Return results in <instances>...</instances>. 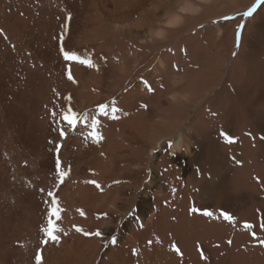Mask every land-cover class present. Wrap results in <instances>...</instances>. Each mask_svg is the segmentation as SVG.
Segmentation results:
<instances>
[{"label":"rangeland","instance_id":"rangeland-1","mask_svg":"<svg viewBox=\"0 0 264 264\" xmlns=\"http://www.w3.org/2000/svg\"><path fill=\"white\" fill-rule=\"evenodd\" d=\"M71 1L0 0V233L4 234L3 231L7 230L3 225L5 224L15 230L14 237L21 239L19 236L23 209L29 201H21L19 197L34 191H47L45 185L48 178L56 179L54 171L56 172L55 161L58 157L56 152L54 154L49 151V145H52L53 133L56 135L54 128H60L56 126V121H61L62 115L70 109L76 114L77 120L73 128L84 124L83 127L89 126L95 136L98 134L102 137L95 139L93 143V155L101 152L100 159L89 162L90 165L88 163L84 169L90 176L89 181L96 183L89 184L93 188L90 191L79 192V196L75 193L77 198L85 195L84 198L92 204L79 203L78 206L77 199L72 202L73 205L77 202L74 206L69 205L70 201L68 205L65 204V199L59 192L67 190V176L64 177L58 192L55 191L58 207L61 209L60 219L56 220L49 215L51 198L47 196L42 207L47 208V211L41 209L42 213L40 210L35 216L28 218L27 225L29 229L37 228L36 235L39 233L47 238L39 230L43 227L39 228L37 225H47L49 219L59 229L54 235L64 233L67 240L76 227L88 233L91 230L92 233L99 232V236L79 235L82 237V246L87 250L85 264H173L174 260L176 264H264V247L259 244V240L264 239V229L261 227L264 225V182L260 176L264 172V12L260 14L264 2L257 4V0H208L202 4L203 10L199 15L186 18L181 28L169 31L166 41L155 43L147 41L148 39L145 42L135 41L128 34L122 36L115 27L129 33L132 24L139 22L138 31L147 35L165 13L175 7L176 0H147L141 11L125 10L127 17L112 24V28H106L108 21L104 27L100 24L97 25V30L91 31L85 30L84 11L68 12L67 6ZM53 2H57L68 22L61 27L60 33L74 32L69 23L76 22L74 34L81 37L78 42L76 39L70 40L71 44L67 46L66 34L60 35V48L75 53L79 59L91 60L93 67L89 68L78 61H65L61 49L60 54L52 52L54 50L49 40L44 42L41 36L35 40L37 35L47 36L46 33L49 37L50 6ZM107 4L111 9L112 4ZM253 5H256V11L251 17H244L243 13ZM149 9L155 10L153 17L147 14ZM226 16L234 19H223ZM238 25L241 26L239 40ZM234 52L236 55H233ZM120 59L128 64L126 72L129 70L132 73L125 83H121L122 76L118 68ZM206 70L212 73L210 76L215 81L204 91L197 83L201 79L199 73ZM77 71L84 76L83 81L93 77L97 90L89 92L88 85L78 83L75 77ZM155 71L154 80L149 83V76ZM235 72L242 76V82L246 79L245 86L250 89L255 104L260 102L254 107L257 115L249 112L251 124L242 127L235 109L239 107L238 94L232 83ZM69 73L73 76L71 81L67 78ZM62 77L70 84L67 87L60 85L57 91H53L52 95L56 94L57 98L50 97V80L53 78L61 83ZM139 82L146 84L152 91L148 89L147 92H138L134 97H127L126 91ZM116 85L119 86L118 89ZM60 90H63V98L62 95H57ZM89 94L96 99V103L95 100L91 103L90 112L84 109L85 100L83 105L81 99ZM101 104L106 105V114L100 113ZM180 105L186 106V120L172 124L174 119L167 112H180ZM113 108L118 111L113 112ZM53 111L56 113L55 117L50 115ZM230 111H233L231 118L228 116ZM226 113L227 118L223 117ZM93 116L100 122L96 128L92 127ZM210 117L218 121L212 122L209 128L203 127L201 122L212 119ZM191 119L198 122L193 130L189 127ZM199 127L206 129L203 137L200 136ZM176 128L189 130L186 136L190 135L192 155L186 159L181 170L180 167H175L176 171L172 173V161L167 154L159 152L152 159L148 153L153 147L156 148L155 145L165 134L175 133ZM221 131L234 137L235 142L226 143L220 135ZM222 145L224 149L219 147ZM242 164L246 172L251 168L250 165L258 167L259 174L255 175L251 170L247 181L242 177L244 173L239 174L238 171L243 168ZM215 168L220 169V173L216 170L214 172ZM155 170L160 171L162 177L158 180L160 189L151 187L147 181ZM239 175L243 181L233 187L232 184ZM187 178H194V184H186ZM249 182L255 183L253 189L248 186L251 185ZM222 185L225 188L220 190ZM107 189L113 191L108 201L97 197L93 202L97 193L99 196L105 195ZM147 195L154 208L153 223H146L148 226L143 223L139 232L127 234L122 226L123 221L130 217L137 219L139 204L143 202L145 206ZM185 200L187 204H184ZM193 207L212 211L214 218L199 213L190 214L189 210ZM221 210L234 219L225 221L220 216ZM182 215L189 218L193 215L203 216L201 221L205 227L210 219L211 224L215 220L224 221L231 226L233 233L237 229L242 237L235 238L230 232L222 233L218 244H212L216 240L214 238L211 244L204 243L201 239L199 243L197 238L186 240L183 244L181 238L170 239L172 224ZM245 222L253 227L245 228ZM106 228L110 230L109 236H106V239L109 238L108 244L105 249L97 252L99 245L105 240L103 236ZM253 231L256 232L257 239L251 236ZM243 235H248L249 239L243 238ZM209 237L212 238L211 235ZM75 240L78 241V237ZM173 244L180 249L182 255H177L172 250ZM198 245L206 259H201ZM173 255L174 260H171ZM4 264L8 262L5 261Z\"/></svg>","mask_w":264,"mask_h":264},{"label":"bare ground","instance_id":"bare-ground-1","mask_svg":"<svg viewBox=\"0 0 264 264\" xmlns=\"http://www.w3.org/2000/svg\"><path fill=\"white\" fill-rule=\"evenodd\" d=\"M147 0H72L71 3L67 6L68 12H80V11H84L86 13V20H85V30L86 31H91L96 29L97 30V25L102 24L101 26H103L105 24V22H108L107 24H105L106 28H112L111 25L112 24H116L119 23V20H124L125 17H127V14L125 10L129 12L132 11H136V10H142L145 8V2ZM108 2H110L112 5V8H108ZM137 7H135L134 6ZM264 7V6H263ZM127 8V9H126ZM139 8V9H138ZM262 11V12H261ZM264 12V8H262L260 10V14ZM64 13V12H63ZM147 14L150 17H153L155 15V10L154 9H149L147 10ZM259 14V13H258ZM257 14V15H258ZM62 12L60 11V9L58 8L57 2H53L50 6V27H49V37H48V33H46L47 36H42V35H37L35 37V40L37 41V38L41 36V39L44 40V42H50V45L52 47V49L55 52V54H60L59 50L61 49L58 43V39L59 37H61L60 35L64 34V33H60V29L61 27L63 28V26L67 25V19L65 14L62 16ZM100 15H102V17H100ZM102 18V19H100ZM66 19V21H65ZM100 19V20H98ZM123 22V21H122ZM253 22V21H252ZM76 22H72L69 23L71 24V28L74 30L77 29L75 26ZM83 23V24H84ZM138 24L139 22H135L132 24V27L129 30V33H127L124 29L122 28H118L115 27V30H117L119 32V34L122 36H126L128 34V36L130 35L131 38H133L135 41H143L147 40L148 38V34L147 35H143L140 31H138ZM117 26V25H116ZM104 27V26H103ZM264 27V26H263ZM222 29V27H221ZM250 29V28H249ZM74 32H70L69 31L66 32L65 34V39H66V45L69 46L71 44L70 40H75L78 42L81 37L80 35L74 34ZM77 33V32H76ZM110 33V31H109ZM108 33V34H109ZM12 36V35H11ZM110 36V34H109ZM14 37V36H13ZM64 37V36H63ZM111 37V36H110ZM80 38V39H78ZM258 38V37H257ZM39 39V38H38ZM97 40V39H96ZM100 40V39H99ZM102 41V40H101ZM104 41V40H103ZM148 41V40H147ZM39 42V41H38ZM41 42V40H40ZM142 42V43H143ZM103 43V42H102ZM156 43V42H155ZM44 44V43H43ZM42 44V45H43ZM97 44V43H96ZM101 45V44H99ZM105 45V44H104ZM49 46V45H48ZM93 46V45H92ZM100 48V46H99ZM104 48V47H103ZM102 48V49H103ZM51 51V50H50ZM240 55V54H239ZM242 55V54H241ZM123 59L119 60V66L118 67L120 69L119 73H121L120 75L122 76L121 78V83H125L127 79H129L130 74L129 70L126 72V67L128 64H125L126 62H122ZM64 66V65H63ZM77 66V65H75ZM79 66L81 67V65L79 64ZM29 69V68H28ZM129 69V68H128ZM52 70V69H51ZM125 70V71H124ZM245 72V69L243 70ZM248 71V70H247ZM253 71V70H251ZM118 72V71H117ZM151 72V71H150ZM204 72H206L204 74ZM199 73L200 74V82L197 83L204 91L207 87H209L210 85H212V81L214 82L215 80L213 79V77H211L210 75L212 73L208 72L207 70ZM233 72V71H232ZM243 72V73H244ZM238 73V72H237ZM249 72H247L246 74H248ZM252 73V72H251ZM156 71L152 72L149 76V83H151L154 80ZM236 74V72H235ZM244 75L243 77H245V73L242 74ZM249 75V74H248ZM120 76V77H121ZM253 76V74H252ZM76 80L78 83H81L82 86H86L88 85V87L91 89H89L90 91H95L97 90L95 87V80H92L91 76H90V80L88 81H83L84 76L80 74L79 71H77V73L75 74ZM254 78V77H253ZM62 81L61 83L57 82L56 79H51L50 81V85L51 88H49L50 94L52 98H57L56 94L52 95L53 91H57L58 87H60V85H64L65 87H67L70 83L69 81L65 78L62 77ZM116 79V78H115ZM242 76L239 75H234L233 78V87L236 89V92L238 94V103H239V107L237 106L236 112L240 121V126L242 127L243 125H250L251 121H250V115L249 112H253L254 115H257L256 111H254V107L257 104H260V102H258L257 104H255V101L252 99V95L250 94V89H248L245 86V81L242 82ZM56 81V82H55ZM117 81V79H116ZM120 81V79L118 80ZM250 81V79H249ZM119 84V83H118ZM100 86V85H99ZM132 87L129 88L128 91H126V95L127 97L130 96H135L138 94V92H147L148 91V86L146 84H144L143 82H139L136 83L135 85H131ZM116 89L119 88L118 85L115 86ZM126 89V88H125ZM207 91V90H206ZM252 91V90H251ZM78 92V91H77ZM208 92V91H207ZM206 92V93H207ZM55 93V92H54ZM200 93V92H198ZM59 94V95H58ZM86 94V93H85ZM58 96L62 95V98L64 97L63 95V90L58 91L57 93ZM198 95V94H197ZM199 96V95H198ZM202 97V96H201ZM82 102L84 105V101L85 100V105H84V109L86 111L92 110L91 107V103L95 100L96 103V99L93 98V96L91 94H89L87 97H82ZM190 99V98H189ZM264 99V98H263ZM188 100V98H187ZM66 101V100H65ZM49 102V101H48ZM54 102V101H53ZM67 102V101H66ZM189 103V102H188ZM53 104V103H52ZM51 105V104H50ZM49 105V106H50ZM238 105V104H236ZM244 107H241V106ZM53 106V105H52ZM180 112H174L173 115L172 113L167 112L169 117L174 119V122H172V124H178L179 122H181L182 120H186V118H184V112H186V110L184 108H186V106L184 105H180ZM264 107V105H263ZM262 108V107H261ZM50 109H52V107H50ZM257 110V109H256ZM264 110V109H262ZM261 110V111H262ZM65 111V110H63ZM228 116L231 118L232 117V113L233 111L228 112ZM223 117L227 118V113L226 115H223ZM52 118V116H51ZM212 118V117H210ZM57 119V118H56ZM256 119V118H255ZM55 120V119H54ZM188 120V119H187ZM199 121V119H198ZM214 121H218V119H214V117L212 119H207L205 121L201 122V125H203V127H207L209 128V126L211 125L212 122ZM56 126H60V128L55 127V136L53 133V142L52 145H49V151L52 153L57 154V157L59 158L60 161V165H61V171L67 173V184L65 183V185H67V190H64L60 188L62 195L65 199V204L68 205V201H70L71 203L69 205L74 206L75 204H77L78 202V206L82 205H86V204H90V202L87 200V198H84L85 195H81L82 198L80 199L79 197L77 198L75 196V193H78V196L81 194V192L83 193L84 190L86 191H90L92 187V185H89L90 183H87V181H89L90 176H88L86 174V172L84 171V169L87 167V164L89 162H92L93 160L96 161V159H100V155L101 152L94 154V147L93 143L95 142V134L94 131H92V129L89 128V126L86 128H84V124L81 127H78L75 129V127L73 128V126H69L67 125V123L63 120L61 121H56ZM60 122V123H59ZM111 122V121H110ZM170 122V120H169ZM258 122V121H257ZM260 122V121H259ZM55 123V122H54ZM198 122H196V120L191 119L189 121V127H192L191 130H193V128L197 125ZM200 123V122H199ZM62 124V125H61ZM65 126H64V125ZM170 124V123H169ZM80 126V125H79ZM141 126V125H140ZM177 126V125H175ZM145 127V126H144ZM169 127V126H167ZM179 127V126H178ZM92 128V127H91ZM200 128V127H199ZM197 128V129H199ZM109 129V128H108ZM116 129V128H115ZM169 129V128H168ZM174 130V129H173ZM190 130V131H191ZM51 131V130H50ZM53 131V130H52ZM60 131H64L65 135L62 137L60 135ZM105 131V130H104ZM103 131V132H104ZM169 131V130H168ZM175 133H172V135H164V137L159 140L157 142V144L155 145L156 148H152L150 150V152L148 153V156L152 159L156 158V153H163V154H167L168 157L171 159L172 161V167H171V172L175 173L176 169L175 167H180V170L184 167V163L186 162V159L190 158V156L192 155L191 152V148H190V142H189V138L190 135L188 137V135L186 136V133L189 132V130L187 131L186 129H175ZM200 136L203 137V133L206 132V129L204 128H200ZM122 132V131H121ZM195 132V131H194ZM108 133V132H107ZM106 133V134H107ZM111 133V132H110ZM123 133V132H122ZM105 134V133H104ZM112 134V133H111ZM109 134V135H111ZM115 134V133H114ZM189 134V133H188ZM197 134V132L195 133ZM206 134V133H205ZM193 137V136H192ZM50 137H48L49 139ZM106 138V137H105ZM51 139V140H52ZM116 139V138H115ZM50 140V139H49ZM50 140V141H51ZM108 140V138H107ZM109 140H111V137H109ZM108 140V141H109ZM113 140V138H112ZM110 142H107V144H110ZM49 144V143H48ZM57 145H59V148H57ZM102 145V144H101ZM126 145V144H125ZM154 145V144H153ZM217 145V144H215ZM218 146V145H217ZM222 149H224L225 147L219 146ZM217 148V147H216ZM218 150V149H217ZM220 152V151H218ZM116 154V153H115ZM93 155L92 158H90ZM118 155V154H117ZM116 155V156H117ZM142 156V155H141ZM53 157V155H52ZM120 157V156H118ZM57 158V160H58ZM163 158V157H162ZM166 158V157H165ZM139 159V158H138ZM88 160V161H87ZM146 160V159H145ZM53 161V158H52ZM103 161V160H102ZM101 161V162H102ZM56 162V161H55ZM99 162V160H98ZM93 163V162H92ZM148 163V162H147ZM97 164V163H96ZM103 164V163H101ZM90 165V163H89ZM244 164H242L243 167ZM103 166V165H102ZM251 168H248V171L246 172L245 167L239 169L238 171L239 174L244 173L242 175V177L244 179H246L247 181L249 180V172L251 173V170L254 171V174H259L258 171V167H255L252 165H250ZM54 167V166H53ZM149 167V166H148ZM56 169V168H55ZM53 168V170H55ZM91 169V168H90ZM105 169V168H104ZM118 169V168H117ZM155 169V168H154ZM190 169V168H189ZM98 170V169H97ZM220 173V169L215 168L214 172ZM51 171V170H50ZM189 171V170H188ZM237 171V169H236ZM89 172V171H88ZM106 172V171H105ZM70 173V174H69ZM263 174L260 173V176L263 178L262 181L264 182V172H262ZM54 174L56 175V179L50 177L48 178V180L46 181V185H45V189H48L47 191H38L36 193V191H34L33 193H28L26 195H21L19 197V199L21 201H29V203H27L26 208H24V213H23V221H22V226H21V233L20 236L21 239L17 238L16 236L14 237V229H11L10 227H8L7 225L3 224L7 230L3 231L4 234L0 233V264H4L5 261L8 262V264H36V260H35V256L36 254L39 252L42 259H41V264H85V258L84 257L86 255V251L84 249V246H82V242H81V238L79 235L82 234L81 236H83L82 232H76L75 230L73 232H71V230L69 229V232H71V238L67 240L66 235L63 233L62 235H58L59 237V242H54V241H49L47 244L42 243V241L47 240V238L43 237L42 234L41 236L36 235L35 231L37 230L36 227H34L36 230L32 229V227H30L29 229V225H27L28 222V218L31 215H36L35 213L39 212L41 209L42 210H46L47 208L43 209L42 207L44 206L43 203L45 202L46 198H48L47 193L49 191L54 192L59 190L58 188L60 187H55V185L58 183L57 180V174L54 171ZM115 174V173H114ZM113 174V175H114ZM164 174V173H163ZM252 174V175H254ZM124 175V174H123ZM160 171L155 170L154 172H151V176L150 179L147 180L149 185L153 188H159L160 189V185L158 186V180H160V178H162L160 176ZM65 176V177H66ZM110 176V175H109ZM238 176V175H237ZM251 176V174H250ZM259 176V177H260ZM166 177V176H164ZM252 177V176H251ZM52 178V179H51ZM120 178V177H119ZM248 178V179H247ZM256 178V177H255ZM164 179V178H163ZM188 179V178H187ZM236 179V178H235ZM15 180V179H14ZM169 180V179H168ZM194 178H190L186 181V184L190 185V182H192L194 184ZM243 179L241 180V177L239 175L238 179L235 180L232 184V186L234 187L235 185H240ZM112 182V181H111ZM147 183V182H146ZM191 183V185H193ZM250 183V182H249ZM162 184V183H161ZM251 184V183H250ZM128 185V184H127ZM164 185V184H163ZM169 185V183H168ZM167 185V186H168ZM171 185V184H170ZM187 185V186H188ZM70 186H72L73 188H71ZM121 186V185H120ZM125 186V185H124ZM148 186V185H147ZM186 186V185H185ZM244 186V185H243ZM248 186L250 188H254L255 187V183L251 184ZM66 187V186H65ZM190 186H188L189 188ZM238 187V186H237ZM242 187V186H241ZM91 188V189H90ZM107 188V187H106ZM152 188V189H153ZM187 187H185L186 189ZM223 188H225V186H221L220 190H222ZM236 188V187H235ZM239 188V187H238ZM243 188V187H242ZM66 189V188H65ZM114 189V188H113ZM123 189V188H122ZM163 189V188H162ZM192 189V188H191ZM232 189V188H231ZM237 189V188H236ZM64 190V191H63ZM155 190V189H154ZM240 190V189H239ZM96 191V190H93ZM108 192L105 193V195H101L99 196V193H97L96 196H94L93 198V202H95V200L97 199V197L99 198H103L104 200H109V196L111 195V189L108 190ZM124 191V190H122ZM159 191V190H158ZM172 191V190H171ZM187 191V190H186ZM189 191V189H188ZM219 191V189H218ZM58 192V191H57ZM80 192V194H79ZM160 192V191H159ZM40 193V195H39ZM85 193V192H84ZM116 193H118L116 191ZM120 193V192H119ZM186 193V192H185ZM222 193V192H220ZM219 193V194H220ZM88 193L86 192V195ZM138 194V193H137ZM143 194V193H142ZM168 194V193H167ZM113 195V194H112ZM174 195V193H173ZM176 195V193H175ZM193 195V194H192ZM194 196V195H193ZM93 197V196H92ZM111 197V196H110ZM173 197V196H172ZM187 197V196H186ZM206 198V197H205ZM204 198V199H205ZM77 199V200H76ZM77 201L74 203V205L72 204V202ZM92 200V199H91ZM137 200V199H136ZM139 200V199H138ZM184 200V199H183ZM187 204V200L184 201V204ZM203 202V201H202ZM80 203V205H79ZM92 204V202H91ZM144 204L143 202H141L139 204L140 209L137 211V219H135V217H130V218H124L125 221H123V225L124 226V231H127V234H134L135 232H139V228L143 225V223L145 225H147L146 223L148 222H152L153 223V219H155L153 216L154 211H153V206L151 205V199L149 197V195L146 196V199L144 200ZM170 204V202H169ZM206 204V202H205ZM183 205V203H182ZM180 206V205H179ZM20 207V206H19ZM76 207V206H75ZM181 207V206H180ZM186 207V205L184 206ZM21 208V207H20ZM27 209V210H26ZM82 209V208H81ZM87 209V208H86ZM41 210V213H42ZM167 210V209H166ZM28 211H30L31 213H29ZM47 211V210H46ZM78 211V210H77ZM48 213V212H46ZM45 214V213H44ZM167 214V213H166ZM43 215V214H42ZM42 215H40L42 217ZM75 215V214H74ZM90 215V214H89ZM145 215V216H144ZM186 215V214H185ZM243 215V214H242ZM45 216V215H44ZM43 216V217H44ZM40 217V218H41ZM46 217H48L46 215ZM78 217V216H77ZM90 217V216H89ZM144 217V220H143ZM203 217V216H202ZM202 217L199 215V217L193 215L191 218L189 217H184L179 216L177 217V221L175 222V224H172L171 227V234H170V239L171 238H175L177 240H179V238H181L183 241V244L186 240H191V239H198L199 243L201 240H203L204 243H209L211 244L213 242V240H215V242H213L212 244H218L220 243L219 241V237L222 235V233L224 234H229L231 232V234L233 233L231 231V226L227 225L226 223H224V221H220V220H215L213 222L212 220V224L211 222L209 223V221L211 220H207L208 221V227L204 226L202 224ZM245 217V216H244ZM26 218V219H25ZM38 218V219H40ZM214 218V217H213ZM218 218V217H217ZM46 218L44 217V220ZM76 219V218H75ZM78 219V218H77ZM83 219V218H81ZM86 219V218H85ZM146 219V220H145ZM220 219V218H218ZM245 219V218H244ZM243 219V220H244ZM8 220V219H7ZM44 223H46L43 219H41ZM161 220V219H160ZM121 221V220H120ZM157 221V220H156ZM155 221V222H156ZM206 221V220H205ZM77 222V220H76ZM78 222L80 223L79 219ZM161 222V221H160ZM29 223V222H28ZM31 223V222H30ZM92 223V222H91ZM204 223V222H203ZM1 224V223H0ZM32 224V223H31ZM78 224V223H77ZM120 224V223H119ZM211 224V226H210ZM33 225V224H32ZM34 226V225H33ZM39 226V228L43 227L44 229L47 228L46 226H48V224L46 225H37V227ZM90 226V225H89ZM148 226V225H147ZM120 227V226H119ZM42 228V229H43ZM168 229V227H166ZM119 229V228H118ZM117 229V230H118ZM14 230V231H13ZM41 230V229H39ZM121 230V229H120ZM106 233H104L105 235L103 236V242L99 245L98 251L103 250L106 248L107 244H108V239H106V236H109V232L110 230L108 228L105 229ZM234 231V230H233ZM38 232V231H37ZM40 232V231H39ZM92 233V230L90 231ZM89 232V233H90ZM204 232V233H203ZM67 233V232H66ZM209 234V235H208ZM114 235V234H113ZM212 236L209 237V236ZM235 236V238H240L242 236L239 235V233L236 231L232 234ZM68 236V235H67ZM86 236V235H85ZM137 236V235H136ZM205 236V237H203ZM229 236V235H228ZM76 237V238H75ZM78 237V241H76L75 239H77ZM209 237V238H206ZM75 238V239H74ZM214 238V239H213ZM243 238L245 239H249L248 235H243ZM89 239V238H88ZM127 239V238H126ZM201 239V240H200ZM213 239V240H212ZM227 239V238H226ZM231 239V238H230ZM75 240V241H73ZM130 240V239H129ZM225 240V239H224ZM93 241V240H92ZM95 241V240H94ZM93 241V242H94ZM128 241V240H127ZM229 241V240H228ZM78 242V243H77ZM100 243V241H98ZM187 241V245H188ZM237 242V241H236ZM247 242V241H246ZM96 243V241L94 242ZM191 243V241H190ZM58 244V246H56ZM182 244V243H181ZM202 244V243H201ZM86 245V244H84ZM90 245V244H89ZM92 245V244H91ZM98 245V244H96ZM236 245V244H234ZM161 246V245H160ZM160 246H158L160 248ZM58 247V248H56ZM86 247V246H85ZM190 252V251H189ZM173 257H175V255L172 256L171 260H174ZM173 264H176L175 260L173 261ZM104 264V263H103Z\"/></svg>","mask_w":264,"mask_h":264},{"label":"snow or ice","instance_id":"snow-or-ice-1","mask_svg":"<svg viewBox=\"0 0 264 264\" xmlns=\"http://www.w3.org/2000/svg\"><path fill=\"white\" fill-rule=\"evenodd\" d=\"M262 2H264V0H257V4H260ZM255 11H256V5H253L252 7H250L247 11H245L243 13V16L244 17H251ZM223 19L231 20L234 18L226 16V17H223ZM240 27H241L240 25L237 26V40H239ZM0 31H2V30H0ZM61 53H62L63 59L65 61H78L80 64H86L87 67H89V68L93 67L91 60L86 61V60L79 59V57L73 52H68V51L61 49ZM233 55H236V53L234 52ZM67 78L70 81L73 80V76L70 73L68 74ZM149 91H152V89L149 88ZM105 108H106V105L101 104L99 106V111L102 115L106 114ZM116 111H118V109L113 108V112H116ZM50 115L55 117L56 113L53 111L50 113ZM113 118H115V117H113ZM62 120L65 121L67 123V125H69V126H75L77 123L76 114L73 113L70 109L62 115ZM99 123L100 122L93 116L92 117V127L96 128V126ZM60 135L63 137L65 135L64 131H60ZM220 135H221V137H223L225 142L228 144H232L235 142L234 137L228 136L223 131H221ZM94 139H102V137L97 134V136H95ZM262 139H264V138H262ZM57 148H59V145H57ZM237 163H239V161H237ZM55 167H56V174H57V178H58V183L55 185V187L58 188L60 186V184H62L64 182V177L67 175V173L61 171V165H60L59 160L56 161ZM87 183L95 184L96 182L95 181H87ZM47 195L51 198V200H50L51 207L49 209V215L51 217H55L56 220H59L61 209L58 207V201L56 199V194L54 192L49 191L47 193ZM189 212H190V214L199 213V214H201L205 217H208V218L214 217V213L210 210H207V209L201 210V209L193 207V208H190ZM81 215H83V212H81ZM220 216L225 221H232L234 219L229 213L224 212L223 210H221ZM47 223H48V227L46 229H41V231H43L47 237V240L42 241V243L47 244L49 241L59 242V237L57 235H54L55 232L59 231V229L56 228L54 221L52 219H49ZM244 227L245 228H252L253 226L251 224L245 222ZM261 227H262V229H264V225H261ZM75 231L76 232H83V234L86 236H88V235L99 236L100 235L99 232H95V233L84 232L83 229H81L80 227H76ZM251 236L253 237V239H257V234L255 231H253L251 233ZM228 243H231V241H228ZM259 244H260V246L264 247V239L259 240ZM171 247H172V250L175 251L177 255H182V253L180 252V249L175 244H173ZM197 248H198V251L201 252V259H206V257L204 256L199 245L197 246ZM41 259H42V257L40 255V253L38 252L35 256L36 264H41Z\"/></svg>","mask_w":264,"mask_h":264},{"label":"clouds","instance_id":"clouds-1","mask_svg":"<svg viewBox=\"0 0 264 264\" xmlns=\"http://www.w3.org/2000/svg\"><path fill=\"white\" fill-rule=\"evenodd\" d=\"M207 2L208 0H176L175 7L166 12L156 26L149 30L148 41H166L170 30L181 28L186 18L199 15L203 10L202 4Z\"/></svg>","mask_w":264,"mask_h":264}]
</instances>
